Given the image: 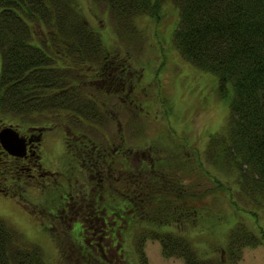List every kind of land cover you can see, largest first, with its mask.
<instances>
[{
    "label": "trees",
    "instance_id": "trees-1",
    "mask_svg": "<svg viewBox=\"0 0 264 264\" xmlns=\"http://www.w3.org/2000/svg\"><path fill=\"white\" fill-rule=\"evenodd\" d=\"M93 2L114 17L122 35L130 33L139 17L155 16L161 6L160 0ZM175 3L179 21L171 40L174 48L196 69L213 74L219 93L227 86L232 89L225 125L210 136L205 152L214 164L236 173L246 204L264 211V0ZM107 57L101 38L67 0H0V119L64 112L75 133L105 127L108 110L82 91L76 68L94 65L96 72L106 74ZM89 136L95 143L93 133ZM155 160L132 164L136 180L130 196L115 190V223L105 221L104 226L96 217L98 224L81 227L60 264H149L144 251L148 240L160 243L164 257L185 264H220L212 255L215 250L224 253L227 264H239L244 248L264 243L257 212L245 210L254 223L257 219L260 233L249 229L247 221L236 220L228 225L227 243L212 254L197 249L188 231L203 216L197 203L206 191L184 183ZM123 161L117 159L116 165L123 167ZM138 168H145L140 175ZM139 176L145 178L142 184ZM123 235L131 239L130 258L118 247ZM0 264H45L38 246L1 217Z\"/></svg>",
    "mask_w": 264,
    "mask_h": 264
},
{
    "label": "rangeland",
    "instance_id": "rangeland-1",
    "mask_svg": "<svg viewBox=\"0 0 264 264\" xmlns=\"http://www.w3.org/2000/svg\"><path fill=\"white\" fill-rule=\"evenodd\" d=\"M67 2L81 15L88 28L101 38L108 56L104 62L109 63L106 74L99 69L96 72L94 65H78L76 68L81 75L82 91L115 116L105 127H100L103 132L95 129L89 133L87 127L83 131L93 133L95 143L114 140L125 133L132 146L129 148L131 160L135 161L133 165L138 166L140 160L144 164L149 160L153 163L157 158L155 162L160 165L162 161L161 165L172 169L178 179L190 182L195 189L198 186L201 192L206 191L197 203L199 208L202 206L204 217L197 222L196 229L188 231L189 238L202 252L212 254L215 247L227 243L231 226L228 225L236 220L247 221L251 224L249 229L260 233L255 225L257 219L254 223L253 217L245 210L257 212L258 225L263 227L264 211L259 205L246 204V199L238 191L236 173L214 164L205 152L210 136L225 125L232 89L227 86L224 93H219L217 78L196 69L174 48L171 40L179 21L175 0H160L158 13L139 17L127 35L121 34L114 17L104 10L102 4L97 6L93 0ZM43 115L29 118L2 116L0 129L11 125L18 132L25 133L34 126L47 127L43 135L45 147L40 149L42 161L44 167L57 170L66 158L64 138L76 128L64 112ZM117 122H122L123 129ZM2 148L1 170L9 165L12 156ZM145 168H138L136 173L140 175ZM23 170L15 174L13 180L8 176L4 183L1 182L0 217L25 241L38 246L45 264H60L64 258L62 252L70 249L78 230L70 229L66 221L55 228L50 219L37 215L45 197V202L50 200L47 193L27 184L29 172ZM137 179L142 184L145 178L139 176ZM111 198L104 199L102 209L111 205ZM119 201L121 205L122 198ZM92 202L83 203L82 208V216L84 213L93 218L86 223L89 226L99 222L88 214L93 213L91 208L94 206H88ZM48 207L56 209L53 205ZM130 240L129 235H123L118 242V247L123 249V254H128V258L132 251ZM144 251L149 264H185L180 258L164 257L158 241H146ZM215 252L212 255L221 259L220 264H227L224 253ZM239 264H264V243L244 248Z\"/></svg>",
    "mask_w": 264,
    "mask_h": 264
},
{
    "label": "flooded vegetation",
    "instance_id": "flooded-vegetation-1",
    "mask_svg": "<svg viewBox=\"0 0 264 264\" xmlns=\"http://www.w3.org/2000/svg\"><path fill=\"white\" fill-rule=\"evenodd\" d=\"M107 116L111 121H113L112 118L115 119L111 112L107 113ZM117 124L120 129L121 127L123 129L122 122H117ZM33 128L25 133L19 132L26 139L25 155L23 157L10 156L9 165L3 167V170L0 169V186L8 176L13 180L15 174L27 169L29 172L27 184L42 191L43 194L47 193V198L50 200V202L47 200L45 202V197L44 203L40 204L42 213L34 214L44 216L46 220L50 219L53 227L58 228L66 221L70 229L79 231L93 219L84 213L82 216L83 203L90 200L93 202L88 206L92 205L95 208H91L93 213H88L89 215L98 217L104 226L105 221L111 225L115 223V190L123 191L122 193L129 197L132 180H136L131 174V166L135 161L131 160L129 147L132 146L128 142L129 135L124 133L114 140L93 143L90 141L89 134L83 130L76 133L72 131L70 136L64 138V147H66L64 163L59 166V169L51 170L44 167L40 150L41 147H45L43 135L47 127L34 126ZM96 130L103 132L99 127ZM66 134L68 135L69 131ZM0 147L2 148L1 144ZM121 157L122 161L124 160L123 167L116 165L117 159L120 161ZM139 163L143 165L144 161L140 160ZM107 193L109 198L112 197L111 205H105L106 208L102 209L101 206H103ZM49 205L56 207V213L48 207Z\"/></svg>",
    "mask_w": 264,
    "mask_h": 264
},
{
    "label": "water",
    "instance_id": "water-1",
    "mask_svg": "<svg viewBox=\"0 0 264 264\" xmlns=\"http://www.w3.org/2000/svg\"><path fill=\"white\" fill-rule=\"evenodd\" d=\"M0 144L12 156L23 157L25 155L26 139L11 125L0 129Z\"/></svg>",
    "mask_w": 264,
    "mask_h": 264
}]
</instances>
